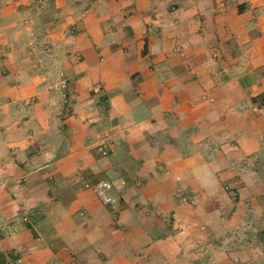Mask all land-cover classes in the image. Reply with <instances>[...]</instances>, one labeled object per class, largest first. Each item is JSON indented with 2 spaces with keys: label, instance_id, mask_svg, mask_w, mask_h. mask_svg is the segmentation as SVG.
<instances>
[{
  "label": "crops",
  "instance_id": "0c3cea01",
  "mask_svg": "<svg viewBox=\"0 0 264 264\" xmlns=\"http://www.w3.org/2000/svg\"><path fill=\"white\" fill-rule=\"evenodd\" d=\"M0 264H264V0H0Z\"/></svg>",
  "mask_w": 264,
  "mask_h": 264
},
{
  "label": "built area",
  "instance_id": "2783aa9c",
  "mask_svg": "<svg viewBox=\"0 0 264 264\" xmlns=\"http://www.w3.org/2000/svg\"><path fill=\"white\" fill-rule=\"evenodd\" d=\"M149 31L150 32L153 31L152 27H149ZM71 32L73 33V32H75V30L73 29ZM56 87L57 88H61V89H65L67 87V81L65 80L63 74H61V80H60V82H58L56 84ZM92 91H93L94 94H98V93L101 92V88H100V86H95L92 89ZM96 151H97V153L99 155H101L103 157H107L110 154V149L108 147H105L104 145H99L96 148ZM112 190H113V185L109 181H100L94 187V192H95L98 200L104 205H112V204H114V201H113V199H112V197L110 195ZM183 202L186 203L188 201H187V199L184 198Z\"/></svg>",
  "mask_w": 264,
  "mask_h": 264
}]
</instances>
